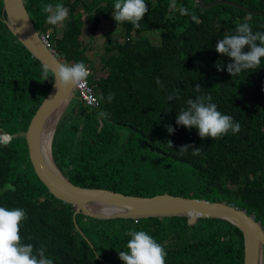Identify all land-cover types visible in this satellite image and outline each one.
Returning <instances> with one entry per match:
<instances>
[{"label":"trees","instance_id":"obj_1","mask_svg":"<svg viewBox=\"0 0 264 264\" xmlns=\"http://www.w3.org/2000/svg\"><path fill=\"white\" fill-rule=\"evenodd\" d=\"M233 1L264 10V0ZM115 2L24 0V5L64 64L72 60L91 66L89 48L81 40L82 13L95 7L96 24L113 13ZM145 2L149 11L141 27L123 22L124 39L108 44L100 56L104 74L90 76V69L98 104L91 107L76 99L75 116L59 119L52 141L56 165L83 186L222 199L245 208L264 225V58L260 68L233 77L227 65L234 61L216 51L217 42L235 34L238 24L247 22L253 34L264 33V15L223 2L207 8L196 0H176L175 7L172 0ZM49 3L69 10L62 24L47 23L41 8ZM181 7L189 15H182ZM0 11L4 17L1 0ZM152 29L159 32L157 43L143 33ZM43 67L0 18V128L8 137L0 140V207L25 211L22 243L34 249L45 246L54 264H108L102 259L124 264L118 251H128L127 233L136 230L165 248L166 264H243L241 230L215 217H198L189 224L185 215L94 218L77 213L78 226L92 246L74 225V206L47 190L28 157L24 131L52 83L50 70L43 81ZM110 93L115 94L111 102ZM169 95L175 99L169 101ZM199 96H211L219 112L240 123V132L201 139L196 128L177 125L187 101ZM166 125L175 133L170 134ZM189 144L200 147L199 156L191 149L179 152Z\"/></svg>","mask_w":264,"mask_h":264},{"label":"water","instance_id":"obj_2","mask_svg":"<svg viewBox=\"0 0 264 264\" xmlns=\"http://www.w3.org/2000/svg\"><path fill=\"white\" fill-rule=\"evenodd\" d=\"M1 1L5 13L2 18L5 25L31 55L44 66L47 65L52 72V83L24 131L29 160L47 190L54 197L74 206L73 222L82 236L92 245L90 239L78 226L77 213L94 218L185 215L189 224L195 223L198 217L222 218L236 225L242 232L243 264H264V225L255 219L253 214L247 213L245 208L222 199L209 200L166 191L152 195L123 193L106 187L79 185L68 179L55 163L52 141L56 125L69 101L79 98L73 87L65 91L55 86L54 70L63 63L42 39L24 5V0ZM196 2L202 8L223 2L248 12L264 15V10L250 8L233 0H196ZM101 124L100 120L98 129ZM2 134L3 130L0 128V140L6 141L8 137ZM102 261L114 264L104 259Z\"/></svg>","mask_w":264,"mask_h":264},{"label":"clouds","instance_id":"obj_3","mask_svg":"<svg viewBox=\"0 0 264 264\" xmlns=\"http://www.w3.org/2000/svg\"><path fill=\"white\" fill-rule=\"evenodd\" d=\"M171 6H176V0H172ZM41 11L47 14V23L51 25L62 24L69 15V10L60 3L43 5ZM148 11L145 0H116L112 14L118 24L130 22L134 29H139L140 22ZM180 13L189 15L187 8L184 7L180 8ZM191 18L199 23L195 15H192ZM250 18V16L246 17L245 20ZM16 31H20V29H16ZM245 46L249 47L248 51H244ZM216 51L227 55L234 61L227 65V71L233 77L245 70H255L261 67L262 58H264V33L253 34L247 22L238 24L235 34L225 35L217 42ZM217 67L223 70L219 64ZM89 74V69L83 62L60 64L54 70L53 79L56 81V87L67 91L70 87H83ZM42 79L43 81L49 79L47 65L43 67ZM157 84H160L159 78ZM195 88L199 92L200 84H196ZM107 99L111 102L115 99V94L110 93ZM174 99V96L169 95V101ZM211 100V96L189 99L187 109H181L177 115V125L185 126L189 130L196 128L201 139L210 137L215 140L229 131L233 134L239 133L240 123L234 122L231 116L219 112L217 105ZM99 115L105 116L106 113L101 112ZM166 129L170 134L175 133V128L171 125H166ZM169 146L172 147L171 142H169ZM189 149L193 156H199L201 153L200 147H196L194 144L181 146L179 152L183 153ZM25 219L26 213L23 209L10 210L0 207V264H54V261L46 255L45 246L34 249L33 245L22 243L20 225ZM127 235L130 237L127 242L128 251H121L119 254V258L124 264H166L167 252L152 236L145 231L136 230L129 231Z\"/></svg>","mask_w":264,"mask_h":264},{"label":"rangeland","instance_id":"obj_4","mask_svg":"<svg viewBox=\"0 0 264 264\" xmlns=\"http://www.w3.org/2000/svg\"><path fill=\"white\" fill-rule=\"evenodd\" d=\"M94 9L95 7L91 10V12L82 13L83 27L81 40L82 44L87 45V47L89 48V50L86 49V53L91 56L90 58L92 62L90 69H92L93 67L90 76L93 75L94 77H98L104 74L100 56L105 53V49L108 44L124 39L125 30L123 23L118 24V22L114 19L113 14L100 17L96 24H94ZM57 30V34H60L61 28L59 26ZM143 33L150 37L152 42L157 43L159 38L158 30L152 29L151 31H144ZM106 55H108V53H106ZM61 62L63 63L64 60L62 59ZM77 103L78 102L75 98L70 100L62 115H71L72 117H74L75 115H72L74 111L73 107L77 106ZM70 124L71 123H67V126Z\"/></svg>","mask_w":264,"mask_h":264},{"label":"built area","instance_id":"obj_5","mask_svg":"<svg viewBox=\"0 0 264 264\" xmlns=\"http://www.w3.org/2000/svg\"><path fill=\"white\" fill-rule=\"evenodd\" d=\"M42 39L51 47V49L54 51V53L57 55V57L59 58V54L55 51V49L52 47V45L50 44L48 38H47V33H41L40 34ZM78 63L76 61H69L66 64H75ZM86 67L89 69V73H90V67H88L86 65ZM75 93L78 96L79 100L84 104V105H88V106H96L99 102L98 97L95 93V90L89 80V77L86 78V80L83 83V87H75Z\"/></svg>","mask_w":264,"mask_h":264},{"label":"flooded vegetation","instance_id":"obj_6","mask_svg":"<svg viewBox=\"0 0 264 264\" xmlns=\"http://www.w3.org/2000/svg\"><path fill=\"white\" fill-rule=\"evenodd\" d=\"M0 18L2 19L3 17H2V12L0 11ZM74 108V107H73ZM74 110V109H73Z\"/></svg>","mask_w":264,"mask_h":264},{"label":"crops","instance_id":"obj_7","mask_svg":"<svg viewBox=\"0 0 264 264\" xmlns=\"http://www.w3.org/2000/svg\"><path fill=\"white\" fill-rule=\"evenodd\" d=\"M87 66H88V67H90L89 65H87ZM73 109H74V111H73V112H75V111H76V110H75L76 108L74 107Z\"/></svg>","mask_w":264,"mask_h":264}]
</instances>
